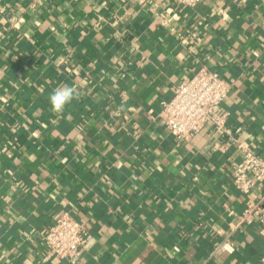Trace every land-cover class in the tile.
<instances>
[{
    "label": "crops",
    "instance_id": "crops-1",
    "mask_svg": "<svg viewBox=\"0 0 264 264\" xmlns=\"http://www.w3.org/2000/svg\"><path fill=\"white\" fill-rule=\"evenodd\" d=\"M202 65L229 85L231 134L179 141L160 102ZM65 84L79 98L57 113ZM241 144L264 156V0H0V264H70L44 242L63 210L81 264H264Z\"/></svg>",
    "mask_w": 264,
    "mask_h": 264
},
{
    "label": "built area",
    "instance_id": "built-area-1",
    "mask_svg": "<svg viewBox=\"0 0 264 264\" xmlns=\"http://www.w3.org/2000/svg\"><path fill=\"white\" fill-rule=\"evenodd\" d=\"M178 4L194 6L201 0H175ZM229 85L215 70L202 65L191 76L185 77L173 88L172 96L161 100L157 116L179 141L193 137L206 122H211L215 133H228L226 111L221 103L226 98ZM240 127L235 129L236 132ZM239 159L232 172L234 186L247 195L245 208L240 215L241 222L257 221L264 231V156L239 145ZM262 184L263 191L258 199L249 197L252 188ZM89 235L81 221L67 210L58 213L44 235L49 255L65 258L70 264H81L80 254ZM234 244L228 237L221 241L214 252L234 251Z\"/></svg>",
    "mask_w": 264,
    "mask_h": 264
},
{
    "label": "clouds",
    "instance_id": "clouds-1",
    "mask_svg": "<svg viewBox=\"0 0 264 264\" xmlns=\"http://www.w3.org/2000/svg\"><path fill=\"white\" fill-rule=\"evenodd\" d=\"M79 98L77 88L69 85L56 87L49 96V101L54 112H62L65 106L72 102L73 99Z\"/></svg>",
    "mask_w": 264,
    "mask_h": 264
}]
</instances>
